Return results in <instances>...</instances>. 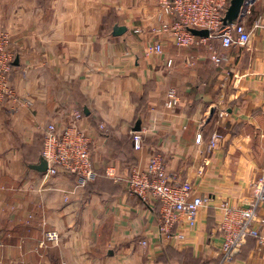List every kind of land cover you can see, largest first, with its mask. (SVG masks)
I'll return each mask as SVG.
<instances>
[{"label":"crops","instance_id":"0c3cea01","mask_svg":"<svg viewBox=\"0 0 264 264\" xmlns=\"http://www.w3.org/2000/svg\"><path fill=\"white\" fill-rule=\"evenodd\" d=\"M260 17L264 0H253L242 19L250 43L216 65L217 40L181 48L158 31L171 21L159 0H0V31L19 58L17 102L0 106V264H220L221 207H246L264 175ZM172 90L178 103L168 109ZM76 109L95 172L83 187L35 169L46 126L63 130ZM153 155L206 201L195 227L174 230L183 240L160 235L156 200L116 182L145 171ZM51 232L58 242L46 241ZM232 264H264V241L249 239Z\"/></svg>","mask_w":264,"mask_h":264},{"label":"built area","instance_id":"2783aa9c","mask_svg":"<svg viewBox=\"0 0 264 264\" xmlns=\"http://www.w3.org/2000/svg\"><path fill=\"white\" fill-rule=\"evenodd\" d=\"M230 5V0H159L161 13L170 22L163 23L158 30L171 36L176 46L187 48L205 44L208 40H217L221 49H212L211 60L220 65L225 59L223 51L231 47H246L252 37L242 19L251 14L253 0H247L237 22L224 26L223 18ZM254 28H264V17L255 21ZM190 29L208 30L209 38L196 37ZM155 53L163 51L156 45ZM16 59L11 47L10 36L0 31V106L17 102L12 86L11 72ZM170 65V62H169ZM178 98L174 90L170 91L166 107L172 109ZM84 119L82 110H74L71 123L59 130L54 124H48L43 133V158L48 169L46 177H55L60 173L76 177L81 186H85L95 177L91 156V139L79 126ZM101 129L104 126H100ZM143 131H134L136 149L142 147ZM116 182L126 187L129 196H137L147 203L154 199L159 203V232L166 238L177 237L183 240V234H174L178 226L193 228L197 224L200 210L206 201L197 196L194 186L189 182H177L168 171L166 162L160 155H153L145 171L133 170L130 177L116 178ZM223 219L221 230L223 244L220 264H232L251 238L261 242L264 237V175L254 186L253 198L244 208H235L224 203L221 207ZM59 240L55 232L48 233L46 241L56 243Z\"/></svg>","mask_w":264,"mask_h":264},{"label":"water","instance_id":"95a60500","mask_svg":"<svg viewBox=\"0 0 264 264\" xmlns=\"http://www.w3.org/2000/svg\"><path fill=\"white\" fill-rule=\"evenodd\" d=\"M246 1L247 0H230V5L227 9L225 17L223 18L224 26L232 25L233 23L239 20L242 9ZM124 31H125L124 28H116L115 35H121ZM190 32L196 37H201V38L210 37V32L208 30L190 29ZM18 63H19V58H16L14 65L15 66L18 65ZM141 129H142L141 122L139 121L136 124L134 131H141ZM35 169H37L39 172L46 173L48 169L46 160L43 158L41 164L39 166H36Z\"/></svg>","mask_w":264,"mask_h":264}]
</instances>
